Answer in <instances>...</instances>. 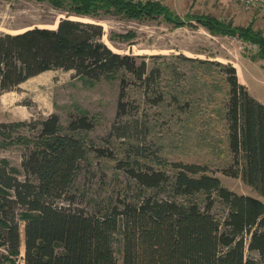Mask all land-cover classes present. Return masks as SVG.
Wrapping results in <instances>:
<instances>
[{
	"label": "trees",
	"instance_id": "16d2710c",
	"mask_svg": "<svg viewBox=\"0 0 264 264\" xmlns=\"http://www.w3.org/2000/svg\"><path fill=\"white\" fill-rule=\"evenodd\" d=\"M48 1L68 13L55 27L0 32V93L52 69L73 70L91 80L121 71L117 119L128 113L132 82L154 104L164 101L160 92L150 97L157 92L161 69L139 60L142 55L111 48L99 20L104 14L137 19L162 15L178 26L185 20L153 0ZM192 19L212 33L256 43L252 59L264 58L263 30L252 23L233 25L212 15ZM179 56L223 74L227 91L222 117L231 161L221 170L264 196V103L240 82L232 63ZM173 98L180 106L178 95ZM23 126L37 129V135L13 136ZM94 126L87 113L71 114L67 124L55 112L35 123H0V146H26L19 170L23 177L0 159V264H21L20 259L24 264H264V200L228 188L205 163L159 159L168 168L156 167L148 150L146 118L116 120L109 133L129 141H122L127 146L117 166L133 180V194L116 203H98L92 211L65 204L91 155L115 158L109 147L88 136Z\"/></svg>",
	"mask_w": 264,
	"mask_h": 264
},
{
	"label": "rangeland",
	"instance_id": "374dc122",
	"mask_svg": "<svg viewBox=\"0 0 264 264\" xmlns=\"http://www.w3.org/2000/svg\"><path fill=\"white\" fill-rule=\"evenodd\" d=\"M153 1L167 6L174 16L186 23L178 26L162 15L137 19L121 14H104L99 22L105 31L103 40L111 48L122 53L142 55L144 57L139 60L144 58L150 67L161 69L154 86L157 92L150 97L163 93V102L154 104L145 96L143 89L132 82L127 88L128 113L117 119L121 71L100 80H91L75 75L73 70L52 69L0 93V123H35L53 112L59 114L63 124L68 123L71 114L87 113L94 120L95 126L89 130L88 136L98 146L109 147L115 158L91 155L90 164L82 168L67 194L68 198L63 201L73 207L92 211L98 203H116L126 193L133 194V180L117 166L124 146H127L123 142L129 141L109 133L116 120L130 121L136 117L148 121L147 145L149 153L157 159L156 167L168 168L159 163L160 160L205 163L228 188L264 200V196L241 177L227 175L221 170L231 161L228 132L222 117L227 91L226 84L221 81L223 74L217 68L209 70L179 56L232 63L237 68L238 77L240 75L243 80L245 76L254 92L264 98V58L252 59L258 47H250L236 36L212 33L204 24L192 19L194 15H212L231 21L233 25L247 26L252 23L255 29L264 30V17L258 11L246 9L232 0ZM67 15L66 11L48 0H0V32L17 33L35 26L55 27ZM206 78L210 83H205ZM250 92L254 95L252 90ZM175 94L180 106L176 101L174 103ZM19 134L35 136L37 129L23 126L15 130L13 136ZM25 150L24 144L3 143L0 146V159H6L10 166L18 170L20 177H23L20 171ZM20 224L23 232L24 221ZM117 256L121 261L119 250ZM19 261L24 264L23 260Z\"/></svg>",
	"mask_w": 264,
	"mask_h": 264
},
{
	"label": "built area",
	"instance_id": "2783aa9c",
	"mask_svg": "<svg viewBox=\"0 0 264 264\" xmlns=\"http://www.w3.org/2000/svg\"><path fill=\"white\" fill-rule=\"evenodd\" d=\"M240 3L244 8L249 10H256L264 17V0H232ZM264 35V30H263ZM250 47H258L256 43L247 42Z\"/></svg>",
	"mask_w": 264,
	"mask_h": 264
},
{
	"label": "crops",
	"instance_id": "0c3cea01",
	"mask_svg": "<svg viewBox=\"0 0 264 264\" xmlns=\"http://www.w3.org/2000/svg\"><path fill=\"white\" fill-rule=\"evenodd\" d=\"M254 11H255V10H254ZM239 80H240L241 83L245 84V85L249 88V90H252V91L254 92V90H253V89L251 88V86L248 84L247 79L245 78V76H243V80H241V79H240V75H239ZM254 96H255L256 98H258L259 100H261V101L264 103V98H262V96H259L256 92H254Z\"/></svg>",
	"mask_w": 264,
	"mask_h": 264
}]
</instances>
